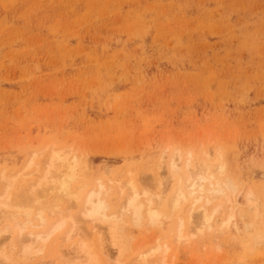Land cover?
<instances>
[{
    "label": "rangeland",
    "instance_id": "1",
    "mask_svg": "<svg viewBox=\"0 0 264 264\" xmlns=\"http://www.w3.org/2000/svg\"><path fill=\"white\" fill-rule=\"evenodd\" d=\"M51 142L71 148L80 160L77 179L86 188L100 179L111 182L110 198L105 196L116 213L126 197L118 186L131 171L138 186L159 190L160 198L149 194L155 197L152 208H161L176 185L168 167L174 149L185 156L191 151L192 164L206 159L215 169L224 162V175L236 186L227 193L231 201L222 195L209 205L221 202L213 229L182 245L172 242L171 264H264V234L255 245L254 234L253 244L246 237L256 231L253 225L264 230V0H0V171L12 180L6 182L13 194L29 187L30 178L37 181L31 154L44 151L36 160L45 159ZM47 198L59 208L72 204L54 192ZM75 205L69 212L79 215L81 205ZM183 206V213L160 216L159 226L121 214L132 250L118 260L134 263L136 244L171 241L168 230L188 212L189 204ZM231 211L235 219L223 228ZM16 217L0 215V229L10 227L2 235L9 238L0 245V264L74 261L65 257L71 247L65 231L43 251L22 255L15 247L16 222L26 217ZM80 225L89 233L96 227L94 237L105 230L85 219ZM38 226L25 233L45 228ZM105 245L103 253L117 260L114 246ZM103 257L107 264L109 256Z\"/></svg>",
    "mask_w": 264,
    "mask_h": 264
},
{
    "label": "bare ground",
    "instance_id": "2",
    "mask_svg": "<svg viewBox=\"0 0 264 264\" xmlns=\"http://www.w3.org/2000/svg\"><path fill=\"white\" fill-rule=\"evenodd\" d=\"M51 143L52 144L47 145V148L49 147L50 149L45 154V159H40L39 161L36 160L38 156L44 154V151L37 150L35 152L34 150L33 151L35 152L33 153L34 155L31 154V156L33 157L30 160L29 165H35L36 171L40 175L37 181L35 179H34L35 181H33L30 178V184L28 183V185L30 186L27 187L26 189L20 188L21 190H18V193L15 192L16 194H13L11 190L12 186L10 185V182H12V180L9 179V177H7L8 173L6 172V170L3 169L0 171V181L3 182L1 183V186H0V190H2L0 191L1 192L0 193V215L1 217L5 216L8 219L15 218L16 216L26 217L23 223H21L22 222L21 220L18 223L15 221L16 225L18 226V233L15 236V239H16L15 247L18 246V248L20 249L19 251H21L20 253H22V255L24 256L37 254L43 251L47 241H49L51 237L54 236V234L65 231L64 232L65 234L63 236H65V239L67 241H70V246H71L69 252L65 254V257L68 259L74 260L70 264H74V263L103 264L102 260L105 259L103 255L107 257L109 256V258H113V259H110L111 260L110 263H109V258H106V260H108V263L111 264V262H113L114 260L113 255L110 257L107 249H106V252L108 253L106 254L103 253V250L108 245L107 244L103 246L106 243H109L110 245H112L110 246L111 248L114 246L113 248L116 249L115 251H117L116 254H119L118 256L116 255L117 260L115 258L114 262L117 261L116 263L120 264L121 262L120 260H118V257L123 256L126 253V251L132 250V247H130V243L128 242L129 239L127 235L124 233L123 226L121 225L123 214H125L126 212L129 213L132 217L131 218L132 221L130 219L129 220L131 222L134 221L136 224H140L141 222L143 223V220H144L143 218L147 217L149 224L155 223V225H157L156 222L159 221L160 223L161 221L159 220L160 216L173 215L176 211L178 212V210L182 212L181 208L183 209L184 207L183 204L184 205L189 204L188 206L189 209L187 208L188 212L186 214L180 213L179 218L177 217L178 218L177 223H175V225H172L170 227V230H168L170 231V233L173 232L172 233L173 238L171 237L170 239L171 241L161 243L159 242L160 239L157 237L159 239V240L156 239L158 243L155 242L154 245H151L149 247H145L142 244L144 242H142L140 245L136 244L137 248L135 247L133 249V251H135L134 252L135 258L134 257L132 258L135 260H134V263H132L133 262L132 259H131L132 262H130L132 264H171L172 261H170L171 259L170 255H173V253L170 254V252L172 251V249H174L172 242H174L175 243L174 245L176 246L182 245L190 241V239L193 238L194 236L196 235L198 236V234L200 233L203 234L204 230L213 229L214 228L213 220H214L215 215H217L219 210H221L220 209L221 202L213 206H209V205L211 204L213 199H216L218 196H222V195H224V197H226L225 199H227L228 201L230 199L229 197L230 194L228 193V191L230 192L236 189V186L233 183V181H231V178L226 177L224 175V170H223L225 167L224 162H221L219 166L215 167V169L218 168L217 171L219 170L218 173H216L215 172L216 170L212 169V164L210 163L209 160L207 161L206 159H203V161L200 163L192 164V159L194 157V154L191 151H189L188 155L185 156L181 152V150L174 149V152H172V155H169L171 157L168 160V167L176 175L175 177L176 185H175L174 191L172 190L173 192L169 194L170 195L169 198H167V200L164 203L161 202L162 203L161 208L157 206L155 208H152L154 196H150L149 194L150 192L153 195H156L155 196L156 198H160L161 194L159 190H155L154 192L152 190L151 191L148 190L147 189L148 187L144 188V186H146L147 184L143 186L142 185L138 186V184L133 179V174L131 171L129 172L131 173L129 176L132 178L128 176L130 179L128 180V177H127L125 179L127 181H124L123 182L124 184L122 183L123 185H121V187L118 186V189L121 188L119 189V195L121 192H126V197L124 198L123 205L120 203L121 210L119 209V212L117 211L118 213L114 211L110 212L109 211L110 208H113V207H111L110 201L108 200L107 196L110 194L109 190L111 188L109 184L111 182L109 181L110 183L108 184L105 182L104 179H100L97 182V184H95L94 186H91L90 188H86L88 184L87 183L85 184V182H82V181L79 182L77 179L78 178L77 176L78 164L80 160H78L76 155H74V157L71 156V152H70L71 150L69 151V149L71 148L69 147L68 149L67 147L60 148L61 146L58 148H54L53 144L55 142L54 143L51 142ZM44 148L46 149V147ZM166 150H168V147H166ZM166 150L165 148L164 150H162L164 151L163 152L164 157L165 155L167 156ZM168 153H169V150H168ZM161 155L159 157L160 159L158 162L159 164L161 163L160 166L161 165L163 166V164H165L164 163L165 160L163 161L162 159H165L166 157L164 158L162 156L163 158H161ZM162 161H163V164H162ZM181 161H183V163H181L180 165L179 163ZM160 166L158 165L159 169H161ZM155 167L158 168L156 165ZM155 174L157 175L158 172H156ZM159 174H160V171H159ZM11 178L13 179V177ZM155 178L157 180L159 176L158 178L157 177ZM160 178H159V181L161 180ZM8 179L10 180V182H8L9 181ZM6 180L8 181L6 182ZM31 180L35 183H33ZM77 182L79 183L78 187L76 185ZM154 182L158 183L156 181ZM6 183H9V184L7 185ZM157 186L159 188L161 184H157ZM248 191H250V188ZM248 191H247L248 194L246 198L247 200L249 199L251 202V199L254 197L255 194L253 193L252 190L250 192ZM50 192H54L58 198H63V197L67 198L68 201L67 200L66 201L68 203L70 201L74 205V207L76 206L75 204H80L81 210H80V207H78L80 213H77L79 215L69 212L70 211L69 208L72 205L71 203H69V205L70 204L71 205L67 208H59V205L54 203L55 200L53 201L50 199L49 201V198H47V194ZM113 192H114V189H113ZM232 193L234 194V191ZM230 207H229V211L232 210V208ZM46 211H49V214H52V215L57 214L56 218L54 220L48 219L47 215L49 214H46L48 213ZM33 215L35 217L37 216L36 218H38V220L40 221L39 224L45 226V228L43 230L41 229L40 231L31 230L28 233H25L26 232L25 230L27 228H30L29 227L30 225L39 227L38 226L39 224H35L33 220L31 219V216ZM234 216H235V212L231 211L230 214L228 213V216L223 220V222L220 221V223L222 222L220 225L222 226L223 224V228L224 226L225 228L226 227L229 228ZM238 216L241 218L243 217V216H240L239 214ZM83 219H85L87 222L88 221L92 223L95 222V224L97 222L99 224L102 223L104 226L102 227V230L105 229L103 230L104 233L102 231H101L102 233L99 231L100 233L97 234V237L95 236L96 237L95 238L94 235L98 232V230L96 229L97 231L96 232L95 230H93L96 227L93 226L92 228L90 226L92 230L91 233L94 235L89 233V231L86 230L87 228H83L80 225ZM217 219L218 218H216V220ZM255 220H256V216H255ZM260 223H263V222H260ZM255 224H259V223H255ZM3 225H6V224H3ZM220 225L218 226L219 228H221ZM235 225L233 226L235 227ZM187 226L189 227V230H187L188 229ZM4 227H6L4 230L0 229V245H2L3 242L7 240V238H9L7 236L2 237L4 233L10 232L9 226H8L9 228L7 226H3V228ZM253 228H255L256 231L250 230L251 233H247L246 237L248 240L247 243L249 244V241L251 240L250 236L254 234V236L252 237L254 241L253 243L255 245L258 243L257 240H260L263 237L264 230L262 233V231L258 230V228L255 225H253ZM84 229L89 234L86 233ZM106 230L108 231V233ZM220 230L222 231V229ZM24 234L25 235L27 234V235L24 236ZM167 234H169V232ZM74 236H76L78 239H75ZM103 236L108 238V240L105 238L106 243H104ZM1 237L3 240L1 239ZM141 241H143V239ZM253 243L251 240V244ZM250 246L252 247V245ZM0 251H1V247H0Z\"/></svg>",
    "mask_w": 264,
    "mask_h": 264
}]
</instances>
